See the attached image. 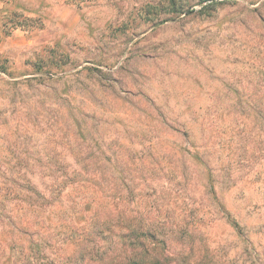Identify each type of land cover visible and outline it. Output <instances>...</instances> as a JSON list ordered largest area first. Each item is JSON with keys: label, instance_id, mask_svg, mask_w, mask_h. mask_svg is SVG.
<instances>
[{"label": "rangeland", "instance_id": "374dc122", "mask_svg": "<svg viewBox=\"0 0 264 264\" xmlns=\"http://www.w3.org/2000/svg\"><path fill=\"white\" fill-rule=\"evenodd\" d=\"M169 1L0 0V264H264V0Z\"/></svg>", "mask_w": 264, "mask_h": 264}, {"label": "trees", "instance_id": "16d2710c", "mask_svg": "<svg viewBox=\"0 0 264 264\" xmlns=\"http://www.w3.org/2000/svg\"><path fill=\"white\" fill-rule=\"evenodd\" d=\"M73 1L77 3L79 6H86V5L95 3L97 0H73ZM187 1L189 0H170L168 11L177 13L178 15H182L190 11H195V8L189 7V4ZM205 2H208V3L206 5H203V3ZM198 3L203 5L202 8L199 9V12H203L210 8L216 7L218 4L221 3V1L220 0H199ZM160 10H164V8ZM227 217L231 221L233 226L238 229L239 224L236 220L232 218L231 214L227 213Z\"/></svg>", "mask_w": 264, "mask_h": 264}]
</instances>
